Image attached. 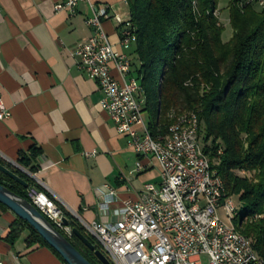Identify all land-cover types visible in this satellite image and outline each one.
Instances as JSON below:
<instances>
[{
  "label": "crops",
  "instance_id": "crops-1",
  "mask_svg": "<svg viewBox=\"0 0 264 264\" xmlns=\"http://www.w3.org/2000/svg\"><path fill=\"white\" fill-rule=\"evenodd\" d=\"M63 1L0 0V103L10 113L0 120V158L17 165L20 155L39 152L33 175L42 190L80 225L109 224L145 185L159 184L160 169L116 132L100 108L102 93L77 68L73 51L93 35L86 25L93 12L107 6L128 21L129 9L124 0H89L56 12ZM101 26L113 50L136 66L133 47L119 44L122 27L112 19ZM110 72L125 81L112 66ZM109 190L114 196L103 210ZM16 219L0 208L2 264H62L49 247L27 246V231L10 244L5 238Z\"/></svg>",
  "mask_w": 264,
  "mask_h": 264
},
{
  "label": "trees",
  "instance_id": "trees-1",
  "mask_svg": "<svg viewBox=\"0 0 264 264\" xmlns=\"http://www.w3.org/2000/svg\"><path fill=\"white\" fill-rule=\"evenodd\" d=\"M124 1L136 38L131 46L136 56L134 79L147 130L152 137H164L174 117L196 115L201 151L222 180L225 196L237 204L233 224L264 261V9L229 0L232 34L223 42L224 28L215 16L219 0ZM38 155L33 149L20 155L16 164L33 174ZM0 165L28 184L24 189L0 173V185L17 196L29 202L28 188L43 191L1 158ZM56 206L68 227L104 254L76 219ZM0 208L7 209L1 204ZM24 231L27 246L49 247L20 219L11 223L5 239L12 244ZM67 240L90 264H100L78 239Z\"/></svg>",
  "mask_w": 264,
  "mask_h": 264
},
{
  "label": "built area",
  "instance_id": "built-area-1",
  "mask_svg": "<svg viewBox=\"0 0 264 264\" xmlns=\"http://www.w3.org/2000/svg\"><path fill=\"white\" fill-rule=\"evenodd\" d=\"M80 2L89 0H64L55 5V11L73 12ZM255 4L264 9V0H257ZM102 19H112L121 26L119 44L124 50L131 48L132 25H127V19L114 14L110 7L102 6L86 20L93 35L74 49L76 66L96 83L102 93L100 108L107 113L116 132L129 139L133 152L137 156L156 159L160 182L145 185L135 201L125 202L122 213L113 223L92 222L81 226L101 247L111 264H202V256L207 257V264H256L248 256L247 248L228 233L227 211H233V199L217 204V179L212 170L204 168L198 157L197 118H190V126H179L181 136L167 144L175 148L177 162H170V157L163 155L159 147L143 141L145 130L140 128L143 114L138 82L128 78L130 62L125 55L113 50L102 29ZM111 66L125 81L118 82L112 77ZM9 116V111L0 103V120ZM172 126H177V121L174 120ZM188 128L197 129V136H186ZM21 170L41 187L33 174ZM135 170L140 171L138 163ZM27 196L61 234L69 240L74 237L71 228L62 225L59 220L63 217L61 210L44 190L30 187ZM113 196L114 192L109 190L103 210L107 209ZM220 213L228 224L221 219Z\"/></svg>",
  "mask_w": 264,
  "mask_h": 264
},
{
  "label": "water",
  "instance_id": "water-1",
  "mask_svg": "<svg viewBox=\"0 0 264 264\" xmlns=\"http://www.w3.org/2000/svg\"><path fill=\"white\" fill-rule=\"evenodd\" d=\"M12 166L22 171L17 165ZM0 173L8 177L20 187L24 189L28 187V184L24 180L2 165H0ZM0 204L12 212L17 219H20L30 226L37 235L59 255L64 264H90L30 202L17 196L1 185ZM59 220L63 226H68V221L64 217H61ZM72 235L78 239L85 248L93 253L94 257L100 264H111L105 255L99 250H96L95 246L92 245L79 231L72 229Z\"/></svg>",
  "mask_w": 264,
  "mask_h": 264
},
{
  "label": "bare ground",
  "instance_id": "bare-ground-1",
  "mask_svg": "<svg viewBox=\"0 0 264 264\" xmlns=\"http://www.w3.org/2000/svg\"><path fill=\"white\" fill-rule=\"evenodd\" d=\"M255 1L257 0H245V4H252L255 3ZM260 7L263 9L262 6ZM127 25H130L129 21H127ZM135 39H136L135 35L133 34L132 44L135 42ZM138 91H139V86H138ZM140 102L142 108L143 102L142 101ZM185 114H187V116H185ZM190 118H197V117L192 112L182 113L177 117H174V120L177 121V126L171 125L168 128L167 134L164 137H152L149 131L147 130V127L142 117L140 118V128L145 130L143 131V141H145L146 144L149 146L159 147V151H163V155H167V157H170V162H177V153H175V148H173L172 146H167V144L171 143V139H178L179 136H181V128L179 126H190ZM186 136H197V129L195 128L186 129ZM198 157L200 161L203 162L204 168H208L209 170H212L214 178L217 179V186L219 191V195L217 196V204L226 203V200L231 198H227L225 196V190L222 180L220 179L216 171L211 169L205 156L202 154L199 141H198ZM232 210L233 211H227V219L229 220V225H228L229 235L231 236V238L234 239V241H237L238 243H242V245L247 248L248 256H250L252 260L255 261L256 264H264V261H262L252 250L250 241L245 236H243L233 225V220L237 215V207L236 204L234 203V200L232 201Z\"/></svg>",
  "mask_w": 264,
  "mask_h": 264
},
{
  "label": "rangeland",
  "instance_id": "rangeland-1",
  "mask_svg": "<svg viewBox=\"0 0 264 264\" xmlns=\"http://www.w3.org/2000/svg\"><path fill=\"white\" fill-rule=\"evenodd\" d=\"M228 2L229 0H219L218 2V6H217V10L215 11V16L218 18V22L219 24L224 28V33L222 34V41L223 42H226L229 40V38L231 37V34H232V31H231V28L228 24V10H227V6H228ZM134 70H135V67L133 65L132 69H131V75L134 77L135 74H134ZM142 101V100H140ZM157 101V99H156ZM143 102V101H142ZM143 105V103H142ZM143 121L144 123L146 124V121H147V118L146 116L143 117ZM202 138H203V135H202ZM200 143L203 145V141L202 139H200ZM202 152V151H201ZM203 154V153H202ZM206 158V157H205ZM207 160V158H206ZM208 162V160H207ZM234 203L236 204V202L234 201ZM237 205V204H236ZM220 217L221 219L226 223L228 224L226 218L223 217V214L220 213ZM234 225V224H233ZM237 229V228H236ZM238 230V229H237ZM63 235V234H62ZM64 236V235H63ZM65 237V236H64ZM66 238V237H65ZM67 239V238H66ZM97 250V249H96ZM100 251V250H99ZM101 252V251H100ZM102 253V252H101ZM105 255V254H103ZM106 257V255H105ZM107 258V257H106ZM201 260H202V264H207L208 262V259L206 256H202L201 257Z\"/></svg>",
  "mask_w": 264,
  "mask_h": 264
}]
</instances>
